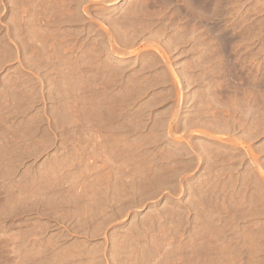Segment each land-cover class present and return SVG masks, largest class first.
Here are the masks:
<instances>
[{
    "label": "rangeland",
    "instance_id": "1",
    "mask_svg": "<svg viewBox=\"0 0 264 264\" xmlns=\"http://www.w3.org/2000/svg\"><path fill=\"white\" fill-rule=\"evenodd\" d=\"M0 264H264V0H0Z\"/></svg>",
    "mask_w": 264,
    "mask_h": 264
}]
</instances>
